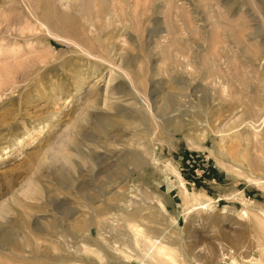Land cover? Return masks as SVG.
<instances>
[{"label": "rangeland", "instance_id": "rangeland-1", "mask_svg": "<svg viewBox=\"0 0 264 264\" xmlns=\"http://www.w3.org/2000/svg\"><path fill=\"white\" fill-rule=\"evenodd\" d=\"M156 245L264 264V0H0V264Z\"/></svg>", "mask_w": 264, "mask_h": 264}, {"label": "bare ground", "instance_id": "bare-ground-1", "mask_svg": "<svg viewBox=\"0 0 264 264\" xmlns=\"http://www.w3.org/2000/svg\"><path fill=\"white\" fill-rule=\"evenodd\" d=\"M67 1H69V0H67ZM62 3V2H61ZM67 4V3H66ZM81 8V7H80ZM78 9V8H77ZM114 48V47H113ZM115 49V48H114ZM119 51V50H118ZM89 54V53H88ZM90 56V55H89ZM120 56V55H119ZM120 68V67H119ZM112 74H113V72H112ZM114 75V74H113ZM126 77V76H125ZM127 78L129 79V77L127 76ZM111 82H112V80H111V78L109 77V81H108V85H107V87H109L110 85H111ZM129 83H130V85H131V87L134 89V86H133V83L131 82V80L129 81ZM108 89V88H107ZM109 90V89H108ZM121 93V92H120ZM107 94V93H106ZM108 97V96H107ZM107 101H108V99H106ZM142 102V101H141ZM108 105V104H107ZM109 106V105H108ZM154 115V114H153ZM58 153H59V151H57ZM56 152V153H57ZM57 153V154H58ZM61 153V152H60ZM59 153V154H60ZM56 154V155H57ZM58 154V155H59ZM58 155H57V157H58ZM62 155H64V154H62ZM59 158H61V157H59ZM58 158V159H59ZM66 159V158H65ZM63 160V159H62ZM67 160V159H66ZM31 185H30V183H29V185H28V187L27 188H25L23 191H22V194L23 195H25V196H27V195H29L28 194V191H29V189L31 190ZM154 245V244H153ZM155 247V246H154ZM151 248H153V247H151ZM157 248V249H156ZM155 249V251L157 250L158 252L157 253H159L160 255H164V256H168V255H166V253L164 252V250L161 248V247H157V245H156V247L154 248ZM124 253V252H123ZM125 254V253H124ZM148 254H151V253H148ZM154 254V253H153ZM157 256V255H156ZM147 259L146 260H144L143 261V264H145V261H147V260H150V261H155L154 260V257L153 256H148V257H146ZM167 258V257H166ZM142 259V258H141ZM168 260H170L171 262V264H175V262H174V260H173V258L172 257H170V256H168V258H167ZM142 263V262H141ZM147 263V262H146ZM148 264V263H147Z\"/></svg>", "mask_w": 264, "mask_h": 264}]
</instances>
